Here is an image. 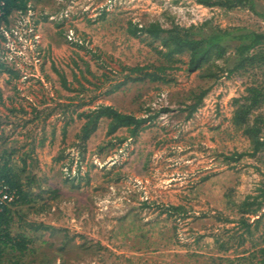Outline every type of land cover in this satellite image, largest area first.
Masks as SVG:
<instances>
[{"label":"rangeland","instance_id":"1","mask_svg":"<svg viewBox=\"0 0 264 264\" xmlns=\"http://www.w3.org/2000/svg\"><path fill=\"white\" fill-rule=\"evenodd\" d=\"M30 3L29 11L13 15L10 27H1L3 34L0 29V60L19 72L0 73V151L15 150L16 163L27 159L36 178L33 191L42 193L33 205L49 209L19 206L12 233L23 232L32 243L22 257L7 253L5 263L249 264L242 256L255 243L264 247V215L238 247L243 228L230 200L239 203L260 192L264 151L237 163L225 159L251 148L231 124L234 99L246 94L249 77L221 72L215 82L178 63L168 70V82L130 81L109 90L124 80V66L163 63L154 49L159 42L151 46L146 35L132 36L130 21L170 27L212 20L222 27L263 29V20L248 10L209 8L196 0ZM206 88L187 118L186 107ZM100 103L158 115L122 142L107 135L104 119L85 149L79 147L76 134L84 120L78 113ZM117 134L128 136L125 128ZM63 150L64 158L56 161ZM56 189L58 197L51 193ZM168 205H183L185 212L168 213ZM217 238L232 240L233 247L222 251Z\"/></svg>","mask_w":264,"mask_h":264},{"label":"trees","instance_id":"2","mask_svg":"<svg viewBox=\"0 0 264 264\" xmlns=\"http://www.w3.org/2000/svg\"><path fill=\"white\" fill-rule=\"evenodd\" d=\"M196 2L205 7H218L228 11L248 10L264 21V2L260 0H196ZM30 8V0H0V29L2 26L10 27L11 18L15 13H26ZM127 30L134 37L146 35L151 38V46L155 42H159L157 46H154V49L163 63L161 65L124 66L123 69L128 71L124 80L112 84L109 92L119 90L130 81L168 82V70L174 69L178 63L186 64V69L189 72L202 70L204 78L213 79L215 82L221 76V72H225L227 75L248 76L250 82L246 87V94L234 99L235 110L231 124L250 140L251 148L250 151H234L232 155L225 156V159L228 162L237 163L246 155L255 156L264 151V112L260 111L264 105V26L263 29L240 25L222 27L214 24L212 20H206L198 25L182 26L172 23L170 27H165L159 21L144 25L130 21ZM2 31L4 30L1 29V34H3ZM2 38L6 39L3 35ZM180 56H186L187 60ZM218 61H222L223 65L218 64ZM214 67L217 71L213 70ZM55 70L61 78L62 85L70 89L65 74L56 68ZM0 73H8L12 77L19 76L18 71L13 70L1 60ZM208 89L201 90L196 95L195 102L186 107L188 109L187 118L191 117L199 108ZM167 110L168 108L162 109V111ZM157 115L158 112L138 116L122 111L114 105L100 103L88 111L83 110L78 113V117L84 122L76 134V144L85 149L86 142L98 130L104 119L108 121L107 135L115 136L122 142L127 137H137ZM124 128L127 130L128 136L118 135V131ZM66 134L67 130L64 126V137ZM15 152L8 148L0 151V187L7 186L11 191H15L17 196L12 206L0 204V264H6L7 253H18L22 257L27 250H30L32 239L23 232L13 234L12 224L19 206L34 208L33 204L36 203V198L42 194L39 191L35 194L33 191L36 178L29 174L30 164L28 162L27 165V159L22 157V163L13 162L12 157ZM63 158L64 150L59 152L54 159L59 161ZM27 169L28 176L25 177ZM259 191L257 194H248L239 203L230 200L239 215L238 224L240 228H243V231L237 236L239 238L238 247L247 241L249 235H254L264 215V182ZM59 192L58 189L51 191L55 197H58ZM47 207L48 205L44 204L35 207V209L36 212H43ZM164 210L174 214L185 212V207L183 205H168ZM258 215V218L250 222L251 217ZM223 219L226 222L232 221L227 217ZM38 227L39 225L34 226V229L37 230ZM231 241L216 239L222 251H228L233 247ZM256 244H254L255 250L251 252L249 250V254L242 257L249 264H264V247L258 248ZM245 252L247 253V250ZM18 262L19 260L15 264Z\"/></svg>","mask_w":264,"mask_h":264},{"label":"built area","instance_id":"3","mask_svg":"<svg viewBox=\"0 0 264 264\" xmlns=\"http://www.w3.org/2000/svg\"><path fill=\"white\" fill-rule=\"evenodd\" d=\"M16 199L15 191H11L7 186L0 187V204L11 206Z\"/></svg>","mask_w":264,"mask_h":264}]
</instances>
